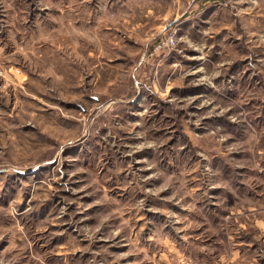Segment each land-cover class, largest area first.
Instances as JSON below:
<instances>
[{
    "label": "rangeland",
    "instance_id": "obj_1",
    "mask_svg": "<svg viewBox=\"0 0 264 264\" xmlns=\"http://www.w3.org/2000/svg\"><path fill=\"white\" fill-rule=\"evenodd\" d=\"M0 264H264V0H0Z\"/></svg>",
    "mask_w": 264,
    "mask_h": 264
}]
</instances>
